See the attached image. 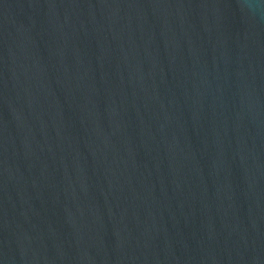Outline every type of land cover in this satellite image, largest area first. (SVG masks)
Masks as SVG:
<instances>
[{
	"label": "water",
	"instance_id": "1",
	"mask_svg": "<svg viewBox=\"0 0 264 264\" xmlns=\"http://www.w3.org/2000/svg\"><path fill=\"white\" fill-rule=\"evenodd\" d=\"M0 264H264V0H0Z\"/></svg>",
	"mask_w": 264,
	"mask_h": 264
}]
</instances>
